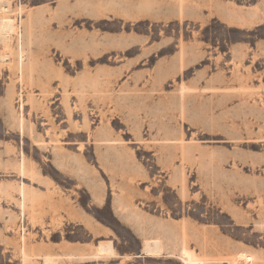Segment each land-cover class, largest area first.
<instances>
[{
  "label": "rangeland",
  "instance_id": "1",
  "mask_svg": "<svg viewBox=\"0 0 264 264\" xmlns=\"http://www.w3.org/2000/svg\"><path fill=\"white\" fill-rule=\"evenodd\" d=\"M2 36L0 264H264V0H0Z\"/></svg>",
  "mask_w": 264,
  "mask_h": 264
},
{
  "label": "bare ground",
  "instance_id": "2",
  "mask_svg": "<svg viewBox=\"0 0 264 264\" xmlns=\"http://www.w3.org/2000/svg\"><path fill=\"white\" fill-rule=\"evenodd\" d=\"M8 39L9 38L6 37V36L0 37V41L1 42L8 41ZM20 173L21 174L24 173L23 168H21ZM22 194H23V191H22ZM24 253H25V250H24ZM114 255H115V252H114L112 243L110 241H108V242H100V243H98V245L95 248V251H94V253L92 255H81V254H78V255L72 256V258L82 259V258H94L96 256H99V257H113ZM24 259H25V255H24ZM51 260H52L51 257L45 256L43 264H52ZM184 264H203V263L198 262V261H185Z\"/></svg>",
  "mask_w": 264,
  "mask_h": 264
}]
</instances>
